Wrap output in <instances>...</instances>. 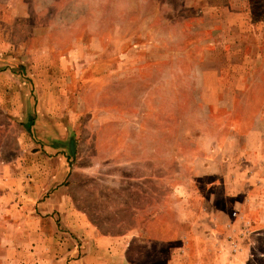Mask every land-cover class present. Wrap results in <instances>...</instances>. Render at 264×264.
<instances>
[{"label": "rangeland", "instance_id": "374dc122", "mask_svg": "<svg viewBox=\"0 0 264 264\" xmlns=\"http://www.w3.org/2000/svg\"><path fill=\"white\" fill-rule=\"evenodd\" d=\"M9 6L19 12L11 25L3 20ZM47 46L69 55L59 112L77 136L74 194L91 218L115 230L119 220L131 223L132 206H171L163 216L172 222V191L182 184L197 209L217 211L212 236H190V248L223 245L231 223L238 261L243 254L245 264H264V0H0V67L10 57L22 63L10 69L32 88L31 51ZM10 111L0 109V159L34 165L16 138L25 148L46 124L37 118L27 129ZM247 193L249 223L234 213ZM174 238L152 241L148 264H162L161 247ZM192 251L185 264L216 256ZM146 255L134 258L145 263Z\"/></svg>", "mask_w": 264, "mask_h": 264}, {"label": "crops", "instance_id": "0c3cea01", "mask_svg": "<svg viewBox=\"0 0 264 264\" xmlns=\"http://www.w3.org/2000/svg\"><path fill=\"white\" fill-rule=\"evenodd\" d=\"M7 8V18L3 20L11 25L19 12L11 6ZM3 44L5 48L9 47L5 41ZM68 56V53L58 55L48 46L33 49L28 60L29 68H26L32 88L27 87L26 79L18 70L10 69L15 67L16 70L22 63H15L10 57L6 63L8 67H0L1 112L11 110L17 122L27 129L31 128L34 119L35 123L38 122L37 118L40 121L43 119L41 124H46L40 137H32L29 148L30 144L25 143L24 148L23 141L16 138L17 152L23 149V153L37 157L39 162L29 165L27 160H21V156L15 161L0 159V264H148L152 241L169 244L174 238L169 235L171 230L174 231L170 224L178 229L174 238L178 243L161 247L167 255L162 264H185L191 250L216 252L210 264H245L242 250L236 251L242 257L238 261L237 255L233 254L236 244L233 240L228 241V235L232 236L234 231L231 223L223 226V245L211 247L204 243L199 247L188 246L190 236L197 235L201 240L211 237L218 220L216 208L207 210L200 204L197 209L189 201L185 185H174L172 196L176 202L172 205L174 214L172 222H168L170 224L163 215H167L171 206L154 213H149L148 206H132L129 210L130 224L123 225V221L119 220L117 229L104 230L91 218L87 209L81 207L74 194L77 184L74 175L78 169H72L70 163L79 144L77 136L73 137L74 132L69 131L64 113L61 116L59 112L67 106L65 92L70 83L67 78L70 70ZM1 61L0 55V66L6 62ZM16 79L23 101L19 100V91L13 90ZM60 124L65 125L64 128ZM259 181L263 182L264 178L260 177ZM224 193L232 198L236 194L233 190L229 193L225 190ZM248 193L246 198L242 197L238 213L237 210L234 213L237 218L241 215L243 221L249 223V218L245 216L250 206ZM138 251L147 254L143 257L145 263H138L134 258ZM192 260L193 264L201 262Z\"/></svg>", "mask_w": 264, "mask_h": 264}, {"label": "trees", "instance_id": "16d2710c", "mask_svg": "<svg viewBox=\"0 0 264 264\" xmlns=\"http://www.w3.org/2000/svg\"><path fill=\"white\" fill-rule=\"evenodd\" d=\"M258 20H261V18L259 17V19ZM28 128H29V126H28Z\"/></svg>", "mask_w": 264, "mask_h": 264}]
</instances>
